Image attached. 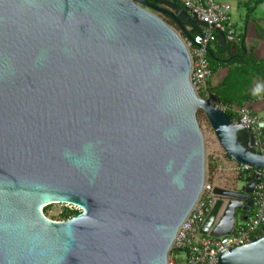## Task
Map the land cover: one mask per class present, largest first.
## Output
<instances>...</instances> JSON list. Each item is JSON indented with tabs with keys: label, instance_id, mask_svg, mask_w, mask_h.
<instances>
[{
	"label": "water",
	"instance_id": "1",
	"mask_svg": "<svg viewBox=\"0 0 264 264\" xmlns=\"http://www.w3.org/2000/svg\"><path fill=\"white\" fill-rule=\"evenodd\" d=\"M184 18L199 25L176 0H0V264H169L206 183L199 111L229 158L264 168L195 91ZM253 189L216 187L201 234H231ZM52 204L81 213L52 221ZM219 264H264V229Z\"/></svg>",
	"mask_w": 264,
	"mask_h": 264
},
{
	"label": "built area",
	"instance_id": "2",
	"mask_svg": "<svg viewBox=\"0 0 264 264\" xmlns=\"http://www.w3.org/2000/svg\"><path fill=\"white\" fill-rule=\"evenodd\" d=\"M176 1L191 16L196 17L201 29V33L193 36L192 40L185 38V41L190 44L193 59V87L199 97L202 95V99L211 107L225 113L231 111L230 107L216 101L208 91V85L214 76L208 53L218 41L217 35H223L225 42L232 44H237L241 40L232 23L231 8L216 0ZM234 115L233 123L240 126L244 132L253 135L256 152L264 156V119L255 115L249 107L240 108ZM247 145H250L249 142ZM235 164L239 167L237 179L241 174L246 176L244 188L248 183H254L250 198L251 211L249 214H243L247 219L238 220L241 214L238 211L231 234L221 237L202 235L201 227L217 201L214 195L216 186L206 182L199 200L178 231L172 246L176 254L169 264H179L178 256L181 254L185 257V264H219L220 258L228 256L232 250L247 246L261 238L264 229V168H253L236 162ZM218 188L239 192L235 186V179L229 187L223 184Z\"/></svg>",
	"mask_w": 264,
	"mask_h": 264
},
{
	"label": "trees",
	"instance_id": "3",
	"mask_svg": "<svg viewBox=\"0 0 264 264\" xmlns=\"http://www.w3.org/2000/svg\"><path fill=\"white\" fill-rule=\"evenodd\" d=\"M264 3V0H247L244 3L246 8L245 22H248L255 8ZM165 22L179 30L175 22L168 16H163ZM201 33L198 26L190 31L195 36ZM218 41L209 50L208 60L213 70V74L220 70H227L222 81L215 85L210 82L208 91L213 98L230 107L231 111H227V116L234 121L235 111L240 108L249 107L259 101H264V59H257L253 51L249 52L240 35V42L232 44L229 42H221L217 35ZM203 98L202 95H200ZM264 119V118H263ZM240 179L246 180V176L241 174ZM47 217L46 207L43 210ZM81 211L76 208L64 207L59 215V220L67 221L80 215ZM173 254L176 252L172 251Z\"/></svg>",
	"mask_w": 264,
	"mask_h": 264
},
{
	"label": "rangeland",
	"instance_id": "4",
	"mask_svg": "<svg viewBox=\"0 0 264 264\" xmlns=\"http://www.w3.org/2000/svg\"><path fill=\"white\" fill-rule=\"evenodd\" d=\"M177 32L180 33L179 30H177ZM217 79L218 76L215 77L214 82H216ZM197 119L205 139L207 163L206 182H209L215 185L216 187L222 186L223 184L229 187L232 180L235 179V186L237 188V191H241L246 184V180H242L240 178L237 179L239 168L238 165L235 164V162L231 158H229L225 154L223 149L220 147L217 138L214 134V131L212 130L211 125L208 119L206 118V115L202 111L198 112ZM64 207H66V205L52 204L47 206V218L52 221L59 220V215L64 209ZM172 251L173 247L171 249V254L169 258L170 260H173L174 258V254L172 253ZM178 262L179 264H185V257L183 254L178 256Z\"/></svg>",
	"mask_w": 264,
	"mask_h": 264
},
{
	"label": "crops",
	"instance_id": "5",
	"mask_svg": "<svg viewBox=\"0 0 264 264\" xmlns=\"http://www.w3.org/2000/svg\"><path fill=\"white\" fill-rule=\"evenodd\" d=\"M216 1L228 5L231 8L232 23L237 33L243 36V41L247 47V50L249 52L253 51L257 59H264V3L258 5L255 8L250 20L245 22L247 11L244 7V3L247 0ZM184 22L185 27L189 32L193 29H196L198 26L200 27V25H192L186 18H184ZM226 72L227 70H220L218 73L214 74L210 82L214 83L215 85L219 84ZM216 76H218V79L216 82H214ZM251 107L255 115L261 119L264 118V101L256 102Z\"/></svg>",
	"mask_w": 264,
	"mask_h": 264
}]
</instances>
